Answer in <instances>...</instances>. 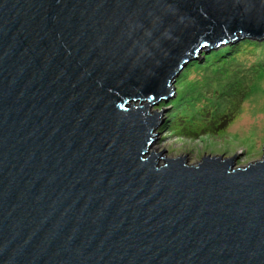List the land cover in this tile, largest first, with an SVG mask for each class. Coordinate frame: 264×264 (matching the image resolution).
<instances>
[{"label": "water", "instance_id": "water-1", "mask_svg": "<svg viewBox=\"0 0 264 264\" xmlns=\"http://www.w3.org/2000/svg\"><path fill=\"white\" fill-rule=\"evenodd\" d=\"M244 39L264 0H0V264H264V156L150 152L176 78Z\"/></svg>", "mask_w": 264, "mask_h": 264}, {"label": "rangeland", "instance_id": "rangeland-1", "mask_svg": "<svg viewBox=\"0 0 264 264\" xmlns=\"http://www.w3.org/2000/svg\"><path fill=\"white\" fill-rule=\"evenodd\" d=\"M231 45L238 48L225 57L191 62L173 83L175 96L152 107L163 109L164 119L150 152L164 151L175 159L188 154L189 164L204 156L228 158L245 150L238 167L263 158L264 40L244 39L209 53L207 47L200 56ZM181 92L180 103L172 104Z\"/></svg>", "mask_w": 264, "mask_h": 264}, {"label": "trees", "instance_id": "trees-1", "mask_svg": "<svg viewBox=\"0 0 264 264\" xmlns=\"http://www.w3.org/2000/svg\"><path fill=\"white\" fill-rule=\"evenodd\" d=\"M236 45L235 46H229V47H227L226 49H222V50H220V51H217V52H213L211 55H208V56H206V53H203V55L202 56H204V58L207 60V59H211V58H221V57H225V55H227V54H230V52L232 51H235V49H236ZM238 48V47H237ZM192 63H194V64H199L200 62H197V61H194V62H192ZM191 63V64H192ZM191 64H189V65H191ZM183 73H185V72H183ZM182 97H183V94H182V92L179 94V97L175 100V101H172V104H175V103H177V104H179L180 103V101H181V99H182ZM171 118V117H170Z\"/></svg>", "mask_w": 264, "mask_h": 264}]
</instances>
